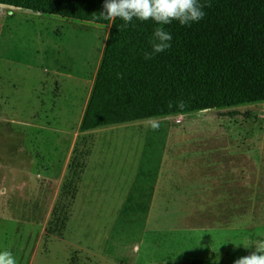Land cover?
<instances>
[{"label": "rangeland", "instance_id": "374dc122", "mask_svg": "<svg viewBox=\"0 0 264 264\" xmlns=\"http://www.w3.org/2000/svg\"><path fill=\"white\" fill-rule=\"evenodd\" d=\"M109 36L0 5V251L17 264H234L264 238V101L154 118L157 131L113 125L73 148ZM114 144L126 155L99 163ZM130 155L140 178L119 169ZM141 191L145 205L126 206Z\"/></svg>", "mask_w": 264, "mask_h": 264}, {"label": "trees", "instance_id": "16d2710c", "mask_svg": "<svg viewBox=\"0 0 264 264\" xmlns=\"http://www.w3.org/2000/svg\"><path fill=\"white\" fill-rule=\"evenodd\" d=\"M210 4L190 26H164L171 48L151 60L158 25L100 11L104 0H0V5L110 27V36L82 121L83 131L210 108L264 101V0H198ZM184 107L178 106L179 102ZM187 264H217L195 260Z\"/></svg>", "mask_w": 264, "mask_h": 264}, {"label": "clouds", "instance_id": "9594fccd", "mask_svg": "<svg viewBox=\"0 0 264 264\" xmlns=\"http://www.w3.org/2000/svg\"><path fill=\"white\" fill-rule=\"evenodd\" d=\"M205 7L210 4H201L198 0H104L100 15L109 23L119 18L125 25L134 19L140 22L151 20L158 25L150 40L151 51L144 54L147 61L171 48L173 37L164 26L173 21H178L181 26L197 23L204 18ZM178 106L183 108L184 103L181 101ZM150 123L151 130L157 131L158 122L150 118ZM0 264H17V261L10 250H4L0 251ZM234 264H264V238L256 239L250 253L237 258Z\"/></svg>", "mask_w": 264, "mask_h": 264}, {"label": "crops", "instance_id": "0c3cea01", "mask_svg": "<svg viewBox=\"0 0 264 264\" xmlns=\"http://www.w3.org/2000/svg\"><path fill=\"white\" fill-rule=\"evenodd\" d=\"M98 71H99V68H98V70H96V72L94 74V79H93V82L94 83H95V79H96L95 77H97V75H98ZM93 87H94V85H93ZM93 87H92V90H93ZM92 90H91V93H92ZM86 108H87V106H86ZM85 112H86V109H85ZM82 121H83V119H82ZM115 126H119V125H115ZM81 127H82V123L79 126L78 130L73 135V140H72V145H71V146H73V148H75V146L79 143V141H81V139L86 138V137L90 138V134L98 133L99 135H101V133L103 131L113 130V128H106L105 127V128H99V129H96V130H93V131H83ZM109 127H112V126H109ZM134 144H136V147H137V143H133V142H130L129 143V147L130 148L132 146L134 147ZM104 145H106V144H104ZM114 146H115V144L113 146H110V145L105 146L109 150L105 153V155H100L98 157L99 163H104L109 158H112V157H114L116 155H118V156H121V155L122 156H125L126 153L128 152L125 148L122 147L123 150L121 151V153L115 154V152L113 151ZM83 152H85V151H83ZM88 155H89V153L86 156H84V157H88ZM122 161H123V163L122 164H119V166H120L119 169L120 170H122V171H133L140 178V174L139 173H140V167L142 165L137 162V160H136L135 157H133V156L130 155L129 157H126V158L122 159ZM115 164L116 163H113V167H114ZM101 168H102V166H100V169ZM144 171H145V169H143V172L142 173H144ZM140 195H145V193L141 191L140 194L129 195L128 200L125 201V204H127L126 206H128V205H134V206L145 205V203L143 204L142 203V200L140 198H138Z\"/></svg>", "mask_w": 264, "mask_h": 264}, {"label": "water", "instance_id": "95a60500", "mask_svg": "<svg viewBox=\"0 0 264 264\" xmlns=\"http://www.w3.org/2000/svg\"><path fill=\"white\" fill-rule=\"evenodd\" d=\"M262 115H264V112H262Z\"/></svg>", "mask_w": 264, "mask_h": 264}]
</instances>
